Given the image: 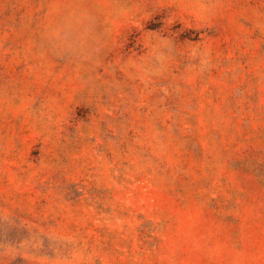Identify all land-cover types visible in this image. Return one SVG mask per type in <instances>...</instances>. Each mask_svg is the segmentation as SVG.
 <instances>
[{"label":"rangeland","instance_id":"rangeland-1","mask_svg":"<svg viewBox=\"0 0 264 264\" xmlns=\"http://www.w3.org/2000/svg\"><path fill=\"white\" fill-rule=\"evenodd\" d=\"M0 264H264V0H0Z\"/></svg>","mask_w":264,"mask_h":264}]
</instances>
